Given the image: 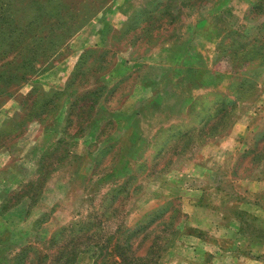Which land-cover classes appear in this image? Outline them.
Listing matches in <instances>:
<instances>
[{
	"label": "rangeland",
	"instance_id": "374dc122",
	"mask_svg": "<svg viewBox=\"0 0 264 264\" xmlns=\"http://www.w3.org/2000/svg\"><path fill=\"white\" fill-rule=\"evenodd\" d=\"M157 212L153 263L264 264V0H0V264Z\"/></svg>",
	"mask_w": 264,
	"mask_h": 264
},
{
	"label": "trees",
	"instance_id": "16d2710c",
	"mask_svg": "<svg viewBox=\"0 0 264 264\" xmlns=\"http://www.w3.org/2000/svg\"><path fill=\"white\" fill-rule=\"evenodd\" d=\"M73 76V74H72ZM72 78V77H71ZM69 83L67 84L65 91H68L69 89ZM96 106V103L92 102L90 106H88V109L93 112L94 106ZM70 115V113H69ZM72 136V135H71ZM58 145L63 143V140L57 141ZM56 150V148H49L43 155L44 157H48L52 154V152ZM49 154V155H48ZM117 195V192L115 191V194H113V199H115ZM117 210L115 208L113 210V213ZM162 216L169 213L168 208L164 207L163 209H160ZM159 212L149 215L148 217L151 219L149 222L146 221L144 225L141 227L135 228V229H127L122 227V224H119V226H116V229L111 235H108V237H102L101 243H97L93 245L96 248V258L92 264H103L104 258L108 256V252L112 256V259L114 260L113 264H158L157 262H152V260L155 258L156 261L159 260L160 255L158 254L156 250V247L158 245L162 244L163 249L159 251L163 252V250L167 249L169 245L172 243L173 237H165L166 231L162 229L161 237L157 234L156 237L152 238L153 236V224L154 219L156 215ZM181 216V213H180ZM147 217V219H148ZM183 217V216H182ZM164 222V221H163ZM74 225V224H73ZM73 225L70 223L67 227H63L59 229L56 233L53 234L52 238L50 239L51 242L57 241L66 231L69 232V238H73L69 241V245L65 246V251L61 252L60 256L65 261L64 264H74L77 255L84 250L86 247H89L91 242L93 241L94 233L89 234H80V233H74V228L72 229ZM100 224H97L99 226ZM94 224H90V227L86 229L87 231H90L94 228L95 231H99V228ZM90 238V240H88ZM140 238V239H139ZM152 238V240H151ZM154 241L151 243L146 249L143 254L138 255L136 252L138 249V246L142 243V241ZM160 241V242H159ZM28 251L21 252L19 254L20 260L22 259V262H25L26 255ZM158 256H155V255ZM150 255V257H149ZM37 256L40 258V261H46L47 256L41 255L40 253H37Z\"/></svg>",
	"mask_w": 264,
	"mask_h": 264
}]
</instances>
